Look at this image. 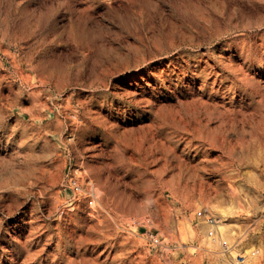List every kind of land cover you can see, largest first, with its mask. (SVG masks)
Segmentation results:
<instances>
[{"label":"rangeland","instance_id":"374dc122","mask_svg":"<svg viewBox=\"0 0 264 264\" xmlns=\"http://www.w3.org/2000/svg\"><path fill=\"white\" fill-rule=\"evenodd\" d=\"M263 57L264 0H0V264H264Z\"/></svg>","mask_w":264,"mask_h":264},{"label":"built area","instance_id":"2783aa9c","mask_svg":"<svg viewBox=\"0 0 264 264\" xmlns=\"http://www.w3.org/2000/svg\"><path fill=\"white\" fill-rule=\"evenodd\" d=\"M69 184L71 189L78 191V186L75 181H71ZM195 217L196 219L202 220L207 227V237L210 239H217L221 254L227 257V259L231 261V264H247L248 262H252L254 258L257 257V249L248 252L247 250L239 248L236 243L229 242L224 237L221 221L208 210L197 211L195 213ZM262 217H264V200L262 203ZM145 240L151 245L156 246L160 244L159 237L151 232H148L145 235Z\"/></svg>","mask_w":264,"mask_h":264},{"label":"bare ground","instance_id":"6f19581e","mask_svg":"<svg viewBox=\"0 0 264 264\" xmlns=\"http://www.w3.org/2000/svg\"><path fill=\"white\" fill-rule=\"evenodd\" d=\"M104 2H106V1H104ZM252 6V5H251ZM60 57V56H59ZM263 59H264V57H263ZM169 60V59H168ZM163 62V61H162ZM176 63V62H175ZM179 65V64H178ZM223 65H224V62H223ZM230 65V64H229ZM162 66V65H161ZM176 69V68H175ZM174 69V70H175ZM179 70V69H178ZM232 70V69H231ZM177 71V70H176ZM180 71V70H179ZM145 72V71H144ZM142 73V72H141ZM135 74V73H134ZM133 74V75H134ZM48 75V74H47ZM139 76V75H138ZM133 77V76H132ZM25 78V77H24ZM51 78V77H50ZM49 78V79H50ZM129 78V77H128ZM145 78V77H144ZM26 79H28V78H26ZM31 79V78H30ZM48 79V80H49ZM135 79V78H134ZM131 80V79H130ZM136 80V79H135ZM184 80V79H183ZM128 81V80H127ZM137 81V80H136ZM147 81V80H146ZM186 81V80H185ZM195 81V80H194ZM198 81V80H197ZM28 82V81H27ZM152 82V81H151ZM45 83V82H44ZM152 84V83H151ZM189 84V83H188ZM199 85V84H198ZM22 86V85H21ZM26 86V85H25ZM28 86V85H27ZM33 87V86H32ZM39 87V86H38ZM45 88V87H44ZM177 88V87H176ZM127 89V88H126ZM132 89V88H131ZM178 89V88H177ZM157 90V89H156ZM43 91V90H42ZM136 91V90H135ZM48 92V91H47ZM38 93H40V92H38ZM48 94V93H47ZM35 96H37V95H35ZM39 97V96H38ZM63 99V98H62ZM47 100V99H46ZM49 100V99H48ZM52 100V99H51ZM60 100V99H59ZM51 102V101H50ZM33 103V102H32ZM48 103V102H47ZM41 105V104H40ZM51 106V105H50ZM44 107V106H43ZM49 107V106H48ZM55 107V106H54ZM58 107V106H57ZM47 109V108H46ZM49 109V108H48ZM220 109V108H219ZM39 110V109H38ZM221 110V109H220ZM42 111V110H41ZM49 111H50V109H49ZM56 112V111H55ZM156 114H157V112H156ZM46 116V115H45ZM63 117V116H62ZM32 120H33V118H32ZM39 120V119H38ZM60 123V122H59ZM64 124V123H63ZM62 125V124H61ZM189 125V124H188ZM40 128V127H39ZM64 129V128H63ZM42 131V130H41ZM43 132V131H42ZM63 132H65V131H63ZM187 133V132H186ZM63 134V133H62ZM192 134V133H191ZM200 137V136H199ZM52 138V137H51ZM198 138V137H197ZM60 142V141H59ZM56 144V143H55ZM213 144H215V143H213ZM65 146V145H64ZM209 147V146H208ZM61 150H63V149H61ZM62 153V152H61ZM47 155V154H46ZM49 155H52V154H49ZM44 159V158H43ZM46 161V160H45ZM54 168V167H53ZM23 170V169H22ZM16 172V171H15ZM19 172V171H18ZM17 173V172H16ZM22 175V174H21ZM62 176V175H61ZM62 179V178H61ZM75 179H77V178H75ZM56 183V182H55ZM54 183V184H55ZM53 184V183H52ZM52 184H51V186H52ZM84 184V183H83ZM46 185H48V184H46ZM49 186V185H48ZM56 186V185H55ZM60 187V186H59ZM12 189V188H11ZM88 190H90V189H88ZM92 191V190H91ZM181 191V190H180ZM182 192V191H181ZM25 193V192H24ZM28 193H30V192H28ZM74 194V193H73ZM17 195V194H16ZM19 195V194H18ZM29 195V194H28ZM180 195V194H179ZM22 198V197H21ZM79 198V197H78ZM180 198V197H179ZM24 199V198H23ZM28 199V198H27ZM17 201V200H16ZM60 201V200H59ZM19 203V202H18ZM57 203V202H56ZM61 203V202H60ZM21 204V203H20ZM38 205V204H37ZM58 207V206H57ZM63 207V206H62ZM52 208V207H51ZM212 208V207H211ZM17 209V208H16ZM55 209V208H54ZM225 210V209H224ZM20 211V210H19ZM55 211V210H54ZM14 213V212H13ZM20 213H22V212H20ZM56 213V212H55ZM54 213V214H55ZM44 215V214H43ZM46 215V214H45ZM21 218V217H20ZM51 218V217H50ZM110 221H111V219H110ZM112 222V221H111ZM19 224V223H18ZM16 229V228H15ZM10 233V232H9ZM21 234V233H20ZM47 243H49V242H47ZM51 243V242H50ZM96 244V243H95ZM221 255V254H220ZM79 259V258H78Z\"/></svg>","mask_w":264,"mask_h":264}]
</instances>
